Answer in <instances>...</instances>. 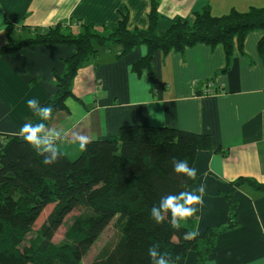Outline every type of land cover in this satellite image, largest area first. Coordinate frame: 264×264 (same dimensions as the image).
Segmentation results:
<instances>
[{"label":"crops","instance_id":"crops-1","mask_svg":"<svg viewBox=\"0 0 264 264\" xmlns=\"http://www.w3.org/2000/svg\"><path fill=\"white\" fill-rule=\"evenodd\" d=\"M156 1L159 33L178 20L193 22L195 13L206 7L216 17L264 7V0ZM151 7V0H0V48L9 39L7 23L15 28V41L71 19L113 26L126 15L129 30H145ZM263 36L264 31L249 33L243 53L236 48L230 65L222 45L199 44L166 57L158 51L152 77L147 70H133L147 55V46L124 57H119L121 46L101 49L77 71L67 111L57 112L48 126L62 134L57 148L73 159L81 153L73 142L77 132L90 141L106 140L126 126L205 133L212 148L198 152L196 181L187 189L205 187L203 204L196 205L195 234L225 224L230 184L239 178L264 184V55L258 51ZM142 47L146 54H141ZM75 52L73 46L40 45L0 56V147L3 138L20 137L19 127L37 118L27 99L45 105L55 96L54 74L64 72V60ZM209 84L212 92L206 94ZM235 198L237 225L217 237L204 264H255L264 257V192L244 185ZM172 264H197V256L191 251Z\"/></svg>","mask_w":264,"mask_h":264},{"label":"trees","instance_id":"trees-1","mask_svg":"<svg viewBox=\"0 0 264 264\" xmlns=\"http://www.w3.org/2000/svg\"><path fill=\"white\" fill-rule=\"evenodd\" d=\"M149 26L145 30L128 29L124 15L117 24L95 26L71 19L32 36L15 41L12 24L7 23L8 42L0 56L27 47L52 45L73 46L75 54L64 60L65 70L55 73L57 92L45 105L55 114L67 111L66 100L74 97L72 86L77 71L97 58L101 49L121 46L119 57L145 45L148 53L137 61L133 70H147L152 77L153 59L160 51L183 52L199 44L222 45L230 65L237 48L244 51L249 33L264 31V7L247 12L232 10L216 17L210 8L195 13L193 22L178 20L165 33L158 32V2L151 0ZM264 55V36L258 43ZM227 70V69H226ZM40 121V117L32 123ZM0 147V264H82L94 244L113 226L114 242L89 264H151L148 249L159 247L171 262L185 258L192 251L197 264H204L217 237L237 225L235 192L250 186L264 192V184L251 178L232 182L226 195L229 221L210 228L202 236L195 234L197 212L171 223L170 213L157 224L150 209L160 198L187 189L196 181L173 171V159H186L190 166L198 152L210 151L211 138L180 129L152 126H126L118 136L90 141L87 150L75 159L62 155L52 165L43 163L44 155L36 152L22 137H5ZM52 211L43 223L37 240L26 245L27 237L47 207ZM79 212L67 238L60 244L54 237L65 219Z\"/></svg>","mask_w":264,"mask_h":264},{"label":"clouds","instance_id":"clouds-1","mask_svg":"<svg viewBox=\"0 0 264 264\" xmlns=\"http://www.w3.org/2000/svg\"><path fill=\"white\" fill-rule=\"evenodd\" d=\"M146 52V47H142L141 54H146ZM26 104L29 109L40 117V121L37 123H23L18 130L19 135L36 152L45 154L43 159L45 165H52L62 155L56 146V141L61 138V132L50 129L44 123V121L51 118L53 108L48 105H42L36 98L27 99ZM73 142L78 143L81 151H85L90 139L87 134L77 132L74 135ZM173 171L188 178H194L197 175V169L194 166H190L186 159H173ZM204 195L205 187L200 185L193 191H180L175 194L162 196L159 204L151 207V217L157 224H161L165 221V214L170 213L171 223L175 226L178 219L189 217L198 210L196 205L203 204ZM148 256L151 264H172L170 259L156 245L149 247ZM261 260H264V257L259 258L255 264H260Z\"/></svg>","mask_w":264,"mask_h":264},{"label":"rangeland","instance_id":"rangeland-1","mask_svg":"<svg viewBox=\"0 0 264 264\" xmlns=\"http://www.w3.org/2000/svg\"><path fill=\"white\" fill-rule=\"evenodd\" d=\"M78 157V156H77ZM75 159V158H73ZM53 205L46 208V210L43 212V214L40 216L38 221L36 222L34 229L32 233L27 237L26 239V245L33 244L39 234V230L43 223L46 221L48 215L52 211ZM79 212H73L71 215H69L65 221L64 224L59 228L57 231L55 237H54V243L60 244L67 238V235L69 233V230L73 227V224L75 222L76 216H78ZM117 237V232L113 226H110L100 237V239L94 244V246L91 248L89 253L86 255V257L83 259L82 264H89L91 263L94 258H96L97 255L106 247V245L109 242H114V240Z\"/></svg>","mask_w":264,"mask_h":264},{"label":"built area","instance_id":"built-area-1","mask_svg":"<svg viewBox=\"0 0 264 264\" xmlns=\"http://www.w3.org/2000/svg\"><path fill=\"white\" fill-rule=\"evenodd\" d=\"M211 86V87H210ZM206 94H209L212 92V84H209L206 88H205V91H204Z\"/></svg>","mask_w":264,"mask_h":264}]
</instances>
